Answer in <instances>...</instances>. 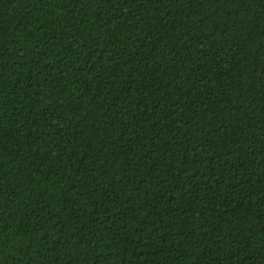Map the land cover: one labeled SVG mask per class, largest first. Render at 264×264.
<instances>
[{
    "label": "trees",
    "instance_id": "obj_1",
    "mask_svg": "<svg viewBox=\"0 0 264 264\" xmlns=\"http://www.w3.org/2000/svg\"><path fill=\"white\" fill-rule=\"evenodd\" d=\"M0 264H264V0H0Z\"/></svg>",
    "mask_w": 264,
    "mask_h": 264
}]
</instances>
